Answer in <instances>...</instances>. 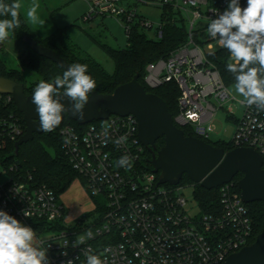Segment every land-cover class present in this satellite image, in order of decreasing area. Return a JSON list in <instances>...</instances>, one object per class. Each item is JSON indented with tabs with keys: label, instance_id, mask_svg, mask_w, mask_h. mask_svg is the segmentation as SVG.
<instances>
[{
	"label": "built area",
	"instance_id": "2783aa9c",
	"mask_svg": "<svg viewBox=\"0 0 264 264\" xmlns=\"http://www.w3.org/2000/svg\"><path fill=\"white\" fill-rule=\"evenodd\" d=\"M83 1L88 5L83 21L110 16L119 21L126 36L137 24L144 32L154 30V40L162 37L161 14L155 25L138 14L137 4L161 11L170 7L178 13L185 20L187 40L166 58L146 66L144 84L157 89L175 83L180 94L174 125L207 143L223 142L212 138L218 134V114L223 113L224 121L235 126L226 143L233 149L255 151L264 164V111L243 101L234 104L229 87L209 60L212 52L225 48L209 36L207 26L217 18L214 11L222 13L230 0H133L126 5H122L125 0ZM240 5L246 7L247 0H240ZM12 103L11 96L0 95V149L15 144L25 133ZM58 134L61 149L83 187L89 196L102 200L92 216L64 224L65 208L51 189L17 181L0 166V177H5L0 181V210L35 231V243L47 248L51 264L68 260L86 264V253L99 256L104 264H223L248 246L252 222L233 182L218 188L219 208L189 216L178 186L159 185V174L146 167L147 149L138 139L134 116L110 115L83 126L65 124ZM122 158L127 163H119ZM25 209L30 217L23 215ZM61 223L65 226L60 227ZM51 231L58 233L38 239V234Z\"/></svg>",
	"mask_w": 264,
	"mask_h": 264
},
{
	"label": "trees",
	"instance_id": "16d2710c",
	"mask_svg": "<svg viewBox=\"0 0 264 264\" xmlns=\"http://www.w3.org/2000/svg\"><path fill=\"white\" fill-rule=\"evenodd\" d=\"M4 2L12 3L13 0H4ZM18 16L20 26L13 32H10L9 37L24 49L19 57L20 69L8 67L5 59L0 57V76L22 83L26 96L32 95L39 81L52 82L57 75L62 76L64 72V70L51 61L35 55L28 49L26 44L22 42V38L29 36L35 39L41 46L49 48L60 57L65 58L69 64H86L90 69V73L88 72V74L94 78L97 84L95 92L110 94L117 86L131 81L137 75V80L144 87L145 91L161 98L165 102L172 118L176 116L177 99L180 94L176 84L173 82L167 83L157 89H150L144 84L146 66L149 63L166 58L187 40L185 20L172 8L165 7L161 11V20L164 26L160 39H149L145 32L135 24L127 36L128 43L125 48L112 49L104 45L102 46L114 65L113 73L110 76H105L101 73L100 69L91 61H82V63L76 56H73L71 49L63 41L62 30L56 29L49 36L40 37L30 30L20 10H18ZM6 18L10 17H0V19ZM193 39L195 42L197 41L196 36ZM1 54L7 55L4 52ZM229 54L227 49H219L209 55V60L219 71L222 81L227 87L235 85L234 76L226 70V65L231 62ZM23 70L34 73L38 79L35 82L27 84L22 73ZM11 108L20 116L23 122L22 114L16 110L13 103L11 104ZM65 124L77 125L74 121L65 117L64 121L53 131L43 132L40 135L35 134L33 140L21 145L16 156L14 155V144L8 145L5 149H0V166L5 168L9 172V175L17 181L28 182L33 185H44L57 196L64 193L75 178L79 179V176L73 171L61 149V139L58 130ZM182 131L186 136H192V132L189 129L183 128ZM209 144L216 148H221L225 152L233 149L226 142H212ZM163 145V138L156 141V148L158 150ZM145 156L146 167L151 169L152 166L149 164L151 155L146 151ZM241 177L242 174L239 173L232 180L234 188L238 193L240 190L238 189L237 182ZM183 184H192L186 175H183L179 183V185ZM195 198L203 213H210L214 209L219 208V189L207 191L200 186H196ZM246 206L253 228L252 237L248 242V246H250L254 243L256 237L264 231V202H254L246 204Z\"/></svg>",
	"mask_w": 264,
	"mask_h": 264
},
{
	"label": "water",
	"instance_id": "95a60500",
	"mask_svg": "<svg viewBox=\"0 0 264 264\" xmlns=\"http://www.w3.org/2000/svg\"><path fill=\"white\" fill-rule=\"evenodd\" d=\"M22 42L35 55L51 61L64 71L70 65L65 58L41 46L32 37L25 36ZM137 79L135 75L110 94L91 93L83 119L73 115L71 101L61 97L67 109L61 123L65 117L83 126L106 120L110 115H132L138 122V139L151 155L153 172L159 174V185L178 186L183 175H186L193 185L211 191L230 183L240 173L242 177L237 186L242 201L245 204L264 202V164L255 151L235 148L225 152L203 140L186 136L174 125L165 102L155 94L147 93ZM0 95L11 96L25 125L24 135L14 144L16 156L21 145L44 131L38 128L39 120L31 103L32 95L26 96L22 83L0 76ZM161 138L164 145L158 150L156 141ZM223 264H264V231L253 244L230 255Z\"/></svg>",
	"mask_w": 264,
	"mask_h": 264
},
{
	"label": "clouds",
	"instance_id": "9594fccd",
	"mask_svg": "<svg viewBox=\"0 0 264 264\" xmlns=\"http://www.w3.org/2000/svg\"><path fill=\"white\" fill-rule=\"evenodd\" d=\"M20 7L17 0L12 3L0 0V17H10L0 19V42L20 26ZM38 8L39 4L33 0L26 13L27 20L44 25L45 20L37 15ZM214 12L217 18L210 20L207 33L230 53L233 62L226 65V70L234 76L236 92L247 106L255 105L264 111V0H247L243 8L240 0H230L222 13ZM96 87V81L88 74V66L81 63L70 64L52 82L39 81L31 96L39 130L50 132L60 125L67 110L61 97L68 98L72 114L83 119L85 106ZM119 163H127V159L122 158ZM22 211L25 217H30L28 209ZM35 235L31 227L0 210V264H51L47 248L35 243ZM86 256V264H104L97 255L86 253Z\"/></svg>",
	"mask_w": 264,
	"mask_h": 264
},
{
	"label": "rangeland",
	"instance_id": "374dc122",
	"mask_svg": "<svg viewBox=\"0 0 264 264\" xmlns=\"http://www.w3.org/2000/svg\"><path fill=\"white\" fill-rule=\"evenodd\" d=\"M30 1V3H26V8L24 7L26 12L22 8L25 16L28 8L33 3V0ZM35 2L39 4L37 15L41 20H45V24L34 25L27 22L30 30L34 34L46 37L52 34L56 29H60L63 31V41L68 43V46L75 50L71 49V54L76 56L80 62L91 61L105 76H110L113 73V62L102 46L104 45L112 49H122L127 46L128 42L125 30L118 20L110 16H96L88 21H83L84 16L88 12V5L83 0H35ZM126 4H133V0H125L122 2V5ZM52 10L55 11L52 12ZM137 10L139 15L145 16L155 25L158 24L161 14L160 8L137 4ZM153 33L154 30L145 32L149 39L153 38ZM217 50L219 49L215 51ZM2 52L7 55L4 56L1 54ZM20 53V45L12 39L4 42L3 50L0 49V57L5 59V63L8 67L14 69H20ZM231 62H233L232 59ZM88 72L90 73L89 68ZM22 73L27 84L35 82L38 79L34 73H30L27 70H23ZM229 91L236 100L233 101L234 104H237V101H243V97L236 92L235 86H229ZM218 118L221 122L215 123L218 134L213 135L212 138L213 140L229 142L232 139L235 126L232 123L225 122L224 115L221 112H219ZM0 181H5V177H0ZM178 192L187 201L186 213L189 216L193 217L201 212L198 201L195 198V185H179ZM58 199L65 208V220L63 223L67 225L74 223L82 217L92 216L96 212L97 207H99L97 204H99V202L102 203L101 198H92L89 196L78 178L74 179L64 193L58 195ZM64 224L61 223L59 226L63 227ZM51 233L42 232L38 234L37 237L39 240H47L57 235L58 232L51 231ZM36 241L37 238L35 237V242Z\"/></svg>",
	"mask_w": 264,
	"mask_h": 264
},
{
	"label": "crops",
	"instance_id": "0c3cea01",
	"mask_svg": "<svg viewBox=\"0 0 264 264\" xmlns=\"http://www.w3.org/2000/svg\"><path fill=\"white\" fill-rule=\"evenodd\" d=\"M21 0H18V2L20 3V5H21V7H20V12H21V14L23 15V17L25 18V20H26V22H28L27 21V18H26V16H25V14H24V11H23V9H24V7L26 8V3H30L31 1L30 0H22L21 2H20ZM62 1H65V0H62ZM23 8V9H22ZM25 10V12H26V9H24ZM55 10H52V12H54ZM48 12H50V11H48ZM39 36V35H38ZM41 37V36H40ZM9 39H11L10 37H8L6 40H4V41H2V42H0V49H2L3 50V43L4 42H6V41H8ZM13 40V39H12ZM67 44V47H69L70 49H73V48H71L70 46H68V43H66ZM21 47V46H20ZM74 50V49H73ZM23 51H24V49L21 47V53H20V55L23 53ZM75 51V50H74Z\"/></svg>",
	"mask_w": 264,
	"mask_h": 264
}]
</instances>
